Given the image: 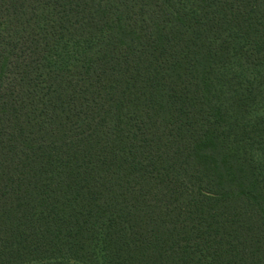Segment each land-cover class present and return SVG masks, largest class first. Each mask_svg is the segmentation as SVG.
Wrapping results in <instances>:
<instances>
[{"label": "trees", "instance_id": "obj_1", "mask_svg": "<svg viewBox=\"0 0 264 264\" xmlns=\"http://www.w3.org/2000/svg\"><path fill=\"white\" fill-rule=\"evenodd\" d=\"M0 264H264V0H0Z\"/></svg>", "mask_w": 264, "mask_h": 264}]
</instances>
